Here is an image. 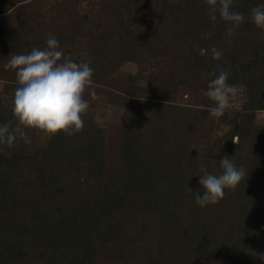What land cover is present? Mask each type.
Instances as JSON below:
<instances>
[{"label":"trees","instance_id":"trees-1","mask_svg":"<svg viewBox=\"0 0 264 264\" xmlns=\"http://www.w3.org/2000/svg\"><path fill=\"white\" fill-rule=\"evenodd\" d=\"M77 1L54 0L44 18L37 0H0V123H17L15 70L5 64L55 35L95 70L84 98L102 91L124 107L119 154L86 113L80 131L27 129L31 143L0 146V264H264V123L255 121L264 29L249 19L261 0H233L245 21L231 35L211 0H101L98 20L81 16ZM82 37L86 50L75 54ZM129 61L151 67L143 83L112 77ZM220 70L244 87L240 108L215 118L205 93L200 105L178 103L181 89L206 91L208 73ZM225 155L248 175L201 207L193 198L203 193L201 166L219 175Z\"/></svg>","mask_w":264,"mask_h":264},{"label":"clouds","instance_id":"clouds-1","mask_svg":"<svg viewBox=\"0 0 264 264\" xmlns=\"http://www.w3.org/2000/svg\"><path fill=\"white\" fill-rule=\"evenodd\" d=\"M219 7L220 17L227 22L226 32L231 35L245 21V14L233 9V0H211ZM212 20L216 17L213 15ZM250 21L264 29V0L249 11ZM43 48H32L28 53L12 54L5 68L15 70L17 87L14 91L12 113L17 123H0V146L12 147L20 140L31 143L27 129L43 130L49 134L77 132L84 126L83 114L88 109L85 90L94 84V68L87 59L71 58L60 47L55 35H49ZM208 49L200 48L204 55ZM211 54L219 59L222 52L213 46ZM229 71L208 73L205 95L213 101L209 114L219 118L231 106L236 95V86L228 83ZM223 170L219 175L210 173L201 166L199 184L203 193H193L195 202L205 207L218 203L225 189H234L248 173L227 155L220 159ZM264 261V253H257Z\"/></svg>","mask_w":264,"mask_h":264},{"label":"rangeland","instance_id":"rangeland-1","mask_svg":"<svg viewBox=\"0 0 264 264\" xmlns=\"http://www.w3.org/2000/svg\"><path fill=\"white\" fill-rule=\"evenodd\" d=\"M53 1L54 0H37L35 3L38 12L42 14L44 18H48L50 14H53ZM77 2L81 16L87 14L89 17L93 18V20H98L103 14L101 0H78ZM86 42L87 40L84 37L77 39L74 44V53H83L86 50ZM153 66L155 71H159L163 68L162 63H157ZM143 68L144 70L140 71L141 65L135 61L125 62L116 69L112 77L120 83L128 81L129 84L132 85L136 83L141 84L151 71V67L147 69H145V67ZM1 88L2 83L0 82V89ZM236 89V95L231 102V106L227 110L240 108L248 99L243 86H236ZM194 91L195 90L192 89L189 90V88H184V90L181 89V91L177 93L178 103L200 105L202 95H204L205 91L199 88L196 93ZM105 94L106 93L102 91L90 90L89 94L86 96L88 100V109L85 113L88 114L90 118L93 119L96 126L102 130L108 142L107 150L110 152L113 159H116L119 154V137L121 134L120 130L123 121L124 107L113 100L109 101ZM198 115L205 117L208 115V110L199 106ZM255 121L260 124L264 123V110L256 111ZM233 141H236V137L233 138ZM106 263L109 264L110 262L106 261Z\"/></svg>","mask_w":264,"mask_h":264}]
</instances>
